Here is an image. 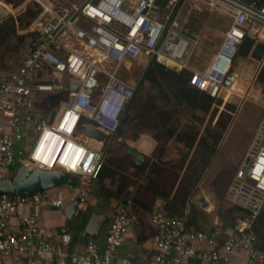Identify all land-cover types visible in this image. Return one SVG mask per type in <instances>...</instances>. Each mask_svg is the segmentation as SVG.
Masks as SVG:
<instances>
[{
  "label": "built area",
  "instance_id": "1",
  "mask_svg": "<svg viewBox=\"0 0 264 264\" xmlns=\"http://www.w3.org/2000/svg\"><path fill=\"white\" fill-rule=\"evenodd\" d=\"M180 1L168 0L162 17L156 10L158 0H36L41 15L29 54L17 72L0 79V179L16 165L65 173L69 178L63 187L68 192L0 198V264H118L126 235L139 223L130 204L114 216L105 245L91 238L83 253L71 251L68 228L50 231L40 217L46 209L66 212L77 200L80 207L87 204L108 148L135 98L136 91L121 75L127 62L147 58L165 68L190 72L192 88L216 101L239 99L233 63L246 28L259 19L233 10V24L211 66L196 72L189 68L191 42L172 24ZM201 1L216 9L222 3ZM230 1L264 17V7L256 0ZM74 87L78 92L71 91ZM61 92L67 93L68 102L50 125L51 116L38 101ZM260 106L256 131L226 194L227 202L241 210L233 227L193 230L183 219L154 213L153 264L228 263L235 254H244L247 264L263 263L255 233L264 211V103ZM87 128L100 131L104 140L85 137ZM46 257L49 263L44 262Z\"/></svg>",
  "mask_w": 264,
  "mask_h": 264
},
{
  "label": "trees",
  "instance_id": "2",
  "mask_svg": "<svg viewBox=\"0 0 264 264\" xmlns=\"http://www.w3.org/2000/svg\"><path fill=\"white\" fill-rule=\"evenodd\" d=\"M183 1H180L175 15ZM256 1L260 7H264V0ZM11 2L12 0L7 1V3ZM166 3L167 0L160 1L158 4L163 8ZM40 15L39 7L34 6L28 9L19 17V30L28 29ZM28 19L29 21H27ZM6 37L9 41L14 40L13 38L23 41V37L17 36L16 27L13 29L1 27L0 62L3 59L2 54H4L3 46L7 44ZM1 67L3 66L0 63ZM232 71L237 76L236 89L240 90L239 93L242 95L249 93L248 95L252 99L263 104L264 44L258 43L246 35L234 59ZM191 77L192 74L187 72L178 73L167 70L155 61L149 64L141 77L139 86L143 87L144 84H149L157 96H151L150 101L141 109L139 108L137 117L126 115L127 117L122 119L120 126H124L128 122L142 120L146 118V115L155 116L161 124L158 127L159 131H165L168 136L177 137L185 142L184 144L179 143L182 145L179 151L175 150L172 153L168 149L159 156L160 169H150L149 165H146L144 169L135 171L134 166H132L134 169H131L127 164V159H117L110 154L111 157L105 160L97 181L99 189L95 199L91 203L89 196L87 201L90 202L89 211L81 213V217H87L90 213L100 214L103 208L115 211L119 205H128L129 200H132L133 207L137 208L152 206L158 199L165 198L166 214L172 218H180L185 214L188 194H194L200 185L205 189H211L222 202L220 211L222 217L232 221L240 215L241 210L227 202L226 194L244 159L261 116L259 118L257 116V119L253 121L251 115L255 111L250 108L245 118H240L239 123L235 122V108L230 107L231 110H227L226 102L216 101L208 94L192 88L190 86ZM243 116L244 114L241 117ZM206 117H210L207 120V125ZM182 118H185L187 124L192 125L190 128L193 127V131L181 134L182 129L178 128L177 123L182 122ZM195 119H199L201 122L193 121ZM202 130L203 135L200 137ZM190 135L199 140L197 146L195 141L187 140ZM195 146L192 160L180 178L181 170ZM130 154L133 156L136 153L130 151ZM174 154H178V157ZM132 170L134 173H131ZM75 181V185H78L77 179ZM178 181L182 189L180 193L174 191ZM192 213L198 214L195 208L192 209ZM189 227H191L190 224ZM255 233L258 243L262 247L264 245V211L257 222Z\"/></svg>",
  "mask_w": 264,
  "mask_h": 264
},
{
  "label": "crops",
  "instance_id": "3",
  "mask_svg": "<svg viewBox=\"0 0 264 264\" xmlns=\"http://www.w3.org/2000/svg\"><path fill=\"white\" fill-rule=\"evenodd\" d=\"M158 1L164 2L165 0H158ZM184 1H186V0H184ZM197 1H199V0H197ZM221 1H222V3H221L220 9L210 7L206 4V9L209 12H211V13H209V12L206 13V38L215 29L217 30L218 25L216 23H214L213 19L219 18L222 16H230L232 18L233 10L236 9V7H234L233 5L228 4V3L224 2L223 0H221ZM71 2L75 3V2H77V0H73ZM159 2H157V3H159ZM0 6H1V8L6 7L2 3H0ZM157 6L159 7L158 12L160 13V15L161 16L165 15L167 12L168 0H167L166 5L163 8L160 7V4H157ZM7 9H9V8H7ZM212 13H215L213 15L215 17L212 16ZM162 17H164V16H162ZM208 17H211V18L208 20L207 19ZM37 20L32 24L30 42L33 39V32L36 29L35 23L37 22ZM189 20L190 21H188L187 28L191 29L192 33H190V34H188V33L185 34L181 31V29L179 27L180 23L177 22V20L175 22V25L177 27V30L182 35H184L186 38H188L190 40V42H193V43H195V45L198 46V44H199L198 41H199V38L201 37L199 35V29H196V27L190 28V23L194 24L195 21L192 18ZM232 24H233V19H232V23L230 24L229 28L225 32L224 37L227 34V32L229 31ZM251 28H255L256 30H259L260 31L259 37L264 39V23H262L260 20H255L253 23H251L246 28L247 33ZM223 40H224V38H223ZM30 42H29V44H30ZM222 43H223V41H222ZM29 44L24 49V56L22 57L19 65L17 64V66L15 67L16 70L15 69L14 70L6 69L7 65L8 66L10 65L9 64L10 62H8V60H6L4 58L1 60L0 63L3 67L0 68V79L2 77L8 76L11 73L17 72L19 70V68L23 64V61L27 58V56L29 54ZM221 44H220L219 48L217 49V51L215 52V54L211 58H209V60L206 62V66L201 67L199 65H195V66L191 67L190 66L191 60H190L189 61V68L192 71H196V72L205 71L207 68H209L211 66L215 55L218 53V51L221 47ZM191 46L194 47L193 44ZM139 60H141V59H139ZM148 62H150V61L148 60ZM167 70L182 73L180 71H177V70L171 69V68H167ZM187 73H190V72H187ZM236 90L238 92H240V90H238V89H236ZM61 93H64V92H61ZM57 94L58 93H55V95H57ZM64 94L67 95V93H64ZM47 97L51 98L52 95L47 96ZM47 97H45V98H47ZM38 102H39L40 109H42L44 113H46L47 115H50V116L62 108V105L58 109H56L52 105H45L43 107L42 101L39 100ZM121 133H122V126H120V129L118 131L117 136H119ZM202 135H203V130L201 131L200 137H202ZM187 138H188L187 140L195 141L196 146H197V143L199 140H197L194 136H191V135L188 136ZM31 140H33V136L28 138L29 144H31ZM181 140L182 139H179V138L177 139V137L172 138V137L168 136L165 131L164 132L160 131L157 135H153L152 131L138 132L136 139L130 143V145H129L130 149L129 150L134 151L136 153L135 155H133L135 162H136V159H140L141 157H144L145 162H143L142 164L138 165L136 162L138 167L143 168L146 165H150L151 167L153 166V168L160 169V164H159V160H158L159 156H161V154H163L164 152L168 151V149L172 153H174L175 150L179 151L181 146H182L181 144L179 145V143L184 144V142H185V141H181ZM196 146L194 147V149L190 153V157L188 158L184 167L182 168L181 173H180V178L186 172L187 167L189 166L190 161L192 160V156L194 155ZM178 154H174V155L176 157H178ZM16 167H17V169H19L18 165H16ZM14 168H12L11 171H9L8 173H5V175H12ZM177 183H178V185L176 186L174 191L180 193V192H182L181 184H179L180 183L179 181ZM98 189H99V184H98V182H96V183H94V185L92 187V191H91V195H90L89 201L91 203L95 199V195H96ZM53 190H54V192L61 191L62 194H66L68 192L65 187H60L58 189L56 188ZM205 190L206 189L200 185L198 187V191L196 193L188 194V202L185 206V214H183V216H181L180 218L185 221L186 226L190 229H195V230L198 229V230H202V231H212L217 227H222L226 230H230L233 227L234 220L228 221V219L226 217H222V214L220 213L221 209H219V211L216 214L206 215V212L211 213V211H210V209H211L210 205L211 204L208 205V203H207V206L209 209V210L207 209L208 211L204 210V212H203L202 211L203 209H200L203 213L199 210V208L196 207L197 202H200L201 199H203L204 203L206 204V199L204 200V198H206V191ZM210 194H212V193H210ZM213 198H214V195L212 196V200H213ZM90 202H87L86 205L80 207L79 211H82L81 213H85V212L89 211ZM128 204H130L132 210L135 211L134 214L138 215L137 217L139 219V223L137 225H134L130 229L128 234L126 235L125 240H124V244H123L122 248L119 250V253L117 255L116 262L118 264H153L150 261V259L155 254L154 241L156 238V233H155V230L153 229L152 224H151V217L154 213H157V212H163L166 214V210H165L166 199L160 198L155 202L154 205H152V206L147 205L146 207H137V208L135 207L134 208L133 204H132V200H129ZM193 208H195V210H197L198 214L192 213ZM81 213H80V215H77L73 220H68L66 212L62 211V213H61V212H58L56 210L46 209V210H43L41 213L40 223L43 227L47 228L50 231H53V230L58 229V228L63 227V226L68 228L70 230V233H71L72 238H73L72 244L70 245L71 251L77 252V253H83L85 244L87 243V241L89 239L93 238V237H89V236L85 235V230H86L88 221H89L92 213H90L87 217L86 216L81 217ZM116 213H117L116 210L114 211L110 208H106V209L103 208L102 212L99 214V215H105L107 217V220H108L107 225L102 230L100 237L93 238L102 247L105 245L108 227H109L110 223L112 222ZM208 216L209 217L212 216L211 219L208 218ZM207 219L209 221H207ZM14 222H15L14 224L18 225L17 219ZM189 224L191 225V227H189ZM44 262L49 263L50 259L48 257H46L44 259ZM10 264H12V263H10ZM62 264H67V263H62ZM193 264H210V263H203V262H197L196 261ZM219 264H247V262H246L244 254H235L234 256L231 257V259L228 263H219Z\"/></svg>",
  "mask_w": 264,
  "mask_h": 264
},
{
  "label": "rangeland",
  "instance_id": "4",
  "mask_svg": "<svg viewBox=\"0 0 264 264\" xmlns=\"http://www.w3.org/2000/svg\"><path fill=\"white\" fill-rule=\"evenodd\" d=\"M7 1L8 0H0V3L6 6L5 8L4 7L1 8L0 6V28L4 27L5 29L7 28L13 29L14 27H16L17 36L23 37V41H19L16 38H13L14 40L9 41L8 37H6L7 44L3 46L4 54H2V57L8 60V62H10L9 63L10 65L9 66L7 65L6 69L16 70L15 67L17 66V64L19 65L22 57L24 56V49L28 46L30 42L31 28H32V24L35 22L34 20L28 29L22 31V30H19V17L22 16V14H24L28 9H31L34 6L39 7V5L37 4L36 0H12L11 3H7ZM77 1H81V0H77ZM208 12L209 11L206 9V3H204L203 1L186 0L181 5L177 15L174 16L173 18L174 21L172 19L173 21L172 24H175L174 22H176V20L177 22L180 23L179 27L181 31L185 34L192 33L191 29L187 28L188 21H190L189 19L191 18L195 21V23L194 24L190 23V28L196 27V29H199V35L201 37L199 38L198 46L195 45V43L191 42L190 48L188 49V59L189 61L191 60V63H190L191 67L195 65H199L201 67L206 66V62L209 60V58H211L215 54V52L217 51V49L219 48L220 44L223 41L225 32L227 31L230 24L232 23V18L230 16H222V17L213 19L214 23L218 25L217 30L215 29L206 38V13ZM214 14L215 13H212V16ZM165 15H162V16H165ZM210 18L211 17H208L207 19L209 20ZM27 21H29V19ZM192 44L194 45V47L191 46ZM140 59L141 60L138 59L136 61L127 62L124 65V68L121 73L124 81H126L131 88L137 91V95L135 94V99L132 105L129 107L128 112L126 114L127 116L129 115L131 117H137L138 110H140L141 107H143L147 102L150 101V97L153 95L154 97L157 96V94L151 90L149 84L146 83L144 84L143 87L139 86L141 77L150 63L148 62L147 58H140ZM247 95L244 94L243 97L239 99L237 98V99L232 100L231 102H226L228 106V108L226 107L227 110H231L229 109L230 107L235 108L236 115H235L234 120L237 123H239L240 118H245V115L247 112H249L250 108H252V110L255 111L254 114L251 115V119L253 121L257 119V116L259 118L262 114L260 102L257 100L255 101L254 99L251 98V96L249 95L247 96ZM67 102H68V96L65 95L64 93H58L57 95L53 94L51 98L47 97L43 99L42 104H43V107L45 105H52L56 109H58L61 105ZM243 114L244 116L241 117ZM145 117L146 118L142 120H138L136 122H128L126 125L122 126V133L115 138L114 142L108 148L109 150L107 154L108 155L107 159L110 158L111 155L117 159H127L126 162L131 167V169H134L132 168V166L135 167V171L144 169V167L140 168L137 166L134 157L131 156L130 154L129 145L131 142H133L136 139L138 132L152 131L153 135H157L160 132L158 127H160L161 125L155 116L146 115ZM209 118L206 117V125L208 123L207 120ZM181 121L182 122L177 123L178 128L180 130L182 129L180 131L181 134H184L187 131L188 132L193 131V127L190 128L191 124L190 125L189 123L187 124V121L185 120V118H182ZM193 121L198 122V123L201 122L199 119H195ZM251 141L252 140H250L249 142L248 148L250 146ZM136 167L138 170L136 169ZM149 168L152 169L153 166L151 167L149 165ZM17 170L18 169L15 166V168L13 169L12 175H5V178L12 177L13 175L16 174ZM131 173H134V171L132 170ZM197 191H195V193ZM205 191H206V195L208 193H212L214 195L213 200H210V199L207 200L208 197L206 196V204L207 203L208 205L211 204L210 205L211 213L206 212V215L216 214L219 211V209L222 208L223 204L221 201H219L216 194L213 193L211 189H206ZM122 206L123 205H119L116 211L118 212V210ZM196 207L199 208V210L203 209L199 205V202H197ZM202 211L204 212V209ZM211 217L208 216V218L210 219ZM207 221L209 220L207 219Z\"/></svg>",
  "mask_w": 264,
  "mask_h": 264
},
{
  "label": "water",
  "instance_id": "5",
  "mask_svg": "<svg viewBox=\"0 0 264 264\" xmlns=\"http://www.w3.org/2000/svg\"><path fill=\"white\" fill-rule=\"evenodd\" d=\"M224 2L233 5L234 7L244 10L248 12L249 14L253 15L259 20L264 21V17L259 15L258 13L248 9L246 6L232 2L230 0H223ZM156 10H159V7L156 6ZM260 31L256 30L255 28H251L247 36L254 41L264 44V39L259 37ZM72 92L76 93L78 92V88L74 87L71 89ZM56 116V113H53L51 115L50 125L52 124L54 118ZM83 135L85 137L94 138L98 141L104 140V135L97 130H94L92 128H87L83 131ZM136 162L138 165L145 162L144 157H141L140 159H136ZM68 175L65 173H58V172H52L42 169H36V168H28V167H21L17 170L16 174L13 175L10 178H2L0 179V198L2 196H8V197H28L32 196L35 193H39L42 191H48L53 190L59 187L66 186L68 183ZM208 199L212 200V194L208 193L206 195ZM206 198H204L205 200ZM199 205L206 211H208L207 204L204 203L203 199L199 202ZM208 209V210H207ZM66 213L68 220H73L77 215H80L82 211L80 210V201L77 200L76 202L68 204L66 207ZM211 210V209H210ZM107 217L105 215H99V214H92L86 230L85 235L89 237H100L102 230L107 225ZM262 252L264 253V245L261 248ZM264 264V261L263 263Z\"/></svg>",
  "mask_w": 264,
  "mask_h": 264
},
{
  "label": "bare ground",
  "instance_id": "6",
  "mask_svg": "<svg viewBox=\"0 0 264 264\" xmlns=\"http://www.w3.org/2000/svg\"><path fill=\"white\" fill-rule=\"evenodd\" d=\"M238 97L241 98L243 97V95L238 92Z\"/></svg>",
  "mask_w": 264,
  "mask_h": 264
}]
</instances>
